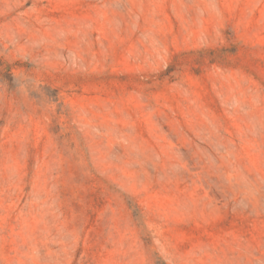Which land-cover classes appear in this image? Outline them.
Here are the masks:
<instances>
[{
  "label": "rangeland",
  "instance_id": "obj_1",
  "mask_svg": "<svg viewBox=\"0 0 264 264\" xmlns=\"http://www.w3.org/2000/svg\"><path fill=\"white\" fill-rule=\"evenodd\" d=\"M0 264H264V0H0Z\"/></svg>",
  "mask_w": 264,
  "mask_h": 264
}]
</instances>
